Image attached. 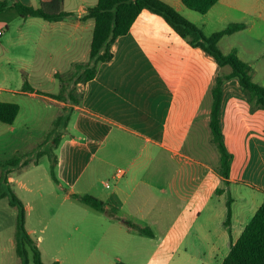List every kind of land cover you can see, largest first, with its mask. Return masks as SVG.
I'll return each mask as SVG.
<instances>
[{
    "label": "crops",
    "instance_id": "crops-1",
    "mask_svg": "<svg viewBox=\"0 0 264 264\" xmlns=\"http://www.w3.org/2000/svg\"><path fill=\"white\" fill-rule=\"evenodd\" d=\"M16 1L38 7L29 0ZM161 1L206 36L231 23L244 24L241 31L221 38L218 47L223 54L234 52L248 64L251 80L264 87V0H219L203 15L183 6L182 0ZM96 2L62 0V10L75 18L34 22L41 25V32L34 38L22 32L20 43L26 46L33 41L36 51L53 53L57 65L52 72L87 63L94 19L80 18ZM109 51L111 58L98 65L93 78L77 82L78 98L58 101L40 94L69 109L65 129L73 122L88 137L81 148L93 153L68 195H76L74 187L87 172L91 179L83 184L81 195L93 196L116 210L115 216L109 217L91 209L94 214L90 219L99 224L74 227L83 240L93 241L88 247L93 256L90 264H108L115 250L121 255L125 250L122 237L132 238L133 234L144 239L140 245L151 251L144 264L153 262L165 249L177 250L189 236L235 242L264 200V110L247 100L235 78L225 81L220 126L231 164L224 180L217 174L219 155L208 121L215 78L228 75L231 68L219 67L202 49L176 34L162 16L147 10L139 13ZM59 61H64L61 68ZM51 75L54 77V73ZM34 92L11 91L20 95ZM115 164L124 167L117 168L123 171L119 178H115ZM108 177L117 184L122 181L113 192L102 193L96 183L110 188L106 186ZM217 189L223 192L215 194ZM214 194L230 200L229 232L223 225L226 200L225 208L218 213L217 205L210 206ZM129 208L138 222L127 218ZM120 211L124 214L118 216ZM204 212H212L211 217L206 218ZM124 221L148 229L151 235L132 230ZM138 246H133L134 255L140 256ZM116 258L118 263L111 264H124ZM131 262L141 263L136 259Z\"/></svg>",
    "mask_w": 264,
    "mask_h": 264
},
{
    "label": "rangeland",
    "instance_id": "rangeland-1",
    "mask_svg": "<svg viewBox=\"0 0 264 264\" xmlns=\"http://www.w3.org/2000/svg\"><path fill=\"white\" fill-rule=\"evenodd\" d=\"M29 2L35 6L38 5V0H29ZM37 21L43 22L38 18H20L13 9H7L0 15V31L3 32L0 37V101L17 103L20 108L11 125L0 123V162L3 163L15 155L24 156L23 165L8 171L0 167V177L5 175L8 179V183L2 184L1 187L10 188L23 204L25 229L36 241L41 254L40 259L44 264H50L53 261H58L59 264H90L89 261L93 256L88 247L93 241L90 238L83 240V237L74 231V227L92 225L94 222L89 215L94 213L85 204L68 195L82 168L90 163L92 158V152L81 148L88 137L75 128L73 122L68 130L65 129V115L70 112L69 109L64 110L58 104L36 93L56 94L61 85H65L63 100L68 101L70 97L78 98L79 92L76 86L78 77L69 79V74L73 70L69 68L52 72V67L57 65L54 54L36 51L33 41L22 46L20 43L22 32L32 38L41 32V25L34 23ZM63 64L64 61H59L58 68L63 67ZM38 66H41V69ZM24 80L28 81L36 92L29 95L11 93V91L22 89ZM75 115H78L77 112L71 115L72 120ZM58 117L61 118L56 124ZM55 141H57L56 145ZM38 152L45 154L40 155L36 160ZM50 152L58 159V164L54 167L58 183L53 181L50 175L49 161L52 160L51 157L49 159ZM154 164L155 162L152 163L153 166ZM117 168H124L123 164H115L114 169ZM129 173H126L124 179ZM90 179L86 172L74 187V193L81 195L80 190L83 184H88ZM106 181L110 188L105 189L99 181L96 183V187L102 193L113 192L122 180L117 184L108 177ZM217 199H220L222 204ZM225 200L226 196L219 197L214 194L210 206L214 208V205H217L219 213L220 208L222 210L225 208ZM129 211L127 218L138 222L133 209L129 208ZM123 212L120 211L117 215L121 216ZM203 214L206 218H210L212 212ZM213 215H215L214 212ZM98 224L95 222L93 225ZM142 225L145 226L143 223ZM15 231L16 208L9 205L6 197L1 198L0 264H21V260H24L25 264H34L33 253L28 246L25 247V255L17 256ZM133 236L132 238L131 236L122 237L125 250L121 252V255L116 254L117 250L113 251V259H108L110 260L108 264L118 263L116 257H119L124 264H134L131 260L135 259L141 262L135 264L145 263L151 251L145 244L140 245V241L144 239L137 234ZM228 241L227 238L203 240V238L189 236L177 250L165 249L158 253L153 258L154 261L149 264H220L228 253ZM134 244L139 245L137 251L140 256L134 255ZM140 258L145 259L141 261Z\"/></svg>",
    "mask_w": 264,
    "mask_h": 264
},
{
    "label": "trees",
    "instance_id": "trees-1",
    "mask_svg": "<svg viewBox=\"0 0 264 264\" xmlns=\"http://www.w3.org/2000/svg\"><path fill=\"white\" fill-rule=\"evenodd\" d=\"M218 1L219 0H182L181 3L192 12L203 15ZM61 6L62 0H38V7L26 6L16 0H0V14L7 9H13L20 18H40L50 23L70 17L75 18V15L71 14V12L63 11ZM142 10H147L162 16L176 34L182 38L188 39L192 47L202 49L204 53L212 57L219 67L229 66L231 68V72L228 75H218L215 78L211 89L212 98L208 121L212 136L211 140L219 155V168L217 169V174L226 180L230 170L231 155L225 149L220 126V104L225 81L235 78L240 89L248 98L247 100L252 102L257 108L264 110V87L258 86V84L251 80L249 65L239 60L234 52L223 54L218 47V42L221 38L236 31H241L245 28L244 24L231 23L222 30L206 36L196 25L192 24L171 6L161 0H97L96 4L87 8L86 13L80 18L81 21L89 18L94 19L91 43L89 44L88 62L75 64L72 67L73 70L69 74V79L77 76V82H85L93 78L98 65L107 62L111 58V53L109 51L110 45H112L117 37L119 38L128 32L131 24L134 23ZM21 91L34 92L33 88L26 80L23 81ZM64 91H66L65 85H61L60 90H58L56 94H39H43L46 97L58 101H63ZM19 111L20 108L17 103L0 101V123L11 125ZM60 118L61 117L57 118L56 124L59 122ZM54 144L56 145L57 141H55ZM44 154L45 153L38 152L36 160H38L40 155ZM50 157L52 159L49 161L50 175L53 181L58 183V179L54 174L55 162H57L56 156L54 154L52 155L50 152L49 159ZM23 158L24 156L15 155L3 163L0 162V167L8 171V169L23 165ZM6 183H8V179L5 175H2L0 177V199L6 197L9 205L15 206L16 208V231L14 240L17 256L22 257L25 255V247L28 246L33 253V263L44 264L40 259L41 254L36 241L29 236L25 229L24 206L15 197V194L10 188L1 187L2 184L5 185ZM224 184H227V181H224ZM222 192L223 189H217L215 194H220ZM72 197L92 210L104 212L108 214L109 217L115 216L116 210L114 208L93 196L84 194L80 196L72 195ZM230 218V200L227 198L226 217L223 221V225L227 228L228 232ZM123 223L140 234L151 235L146 228H141L129 221H124ZM21 264H25L24 260H21ZM50 264H58V262L53 261ZM220 264H264V200H262L254 216L249 219L243 228L239 238L233 243H231L230 239L228 253Z\"/></svg>",
    "mask_w": 264,
    "mask_h": 264
},
{
    "label": "built area",
    "instance_id": "built-area-1",
    "mask_svg": "<svg viewBox=\"0 0 264 264\" xmlns=\"http://www.w3.org/2000/svg\"><path fill=\"white\" fill-rule=\"evenodd\" d=\"M2 32H0V36H1ZM123 174V171L121 169H117L116 172H115V178H119L121 177ZM106 186L108 187L109 184L106 183Z\"/></svg>",
    "mask_w": 264,
    "mask_h": 264
}]
</instances>
